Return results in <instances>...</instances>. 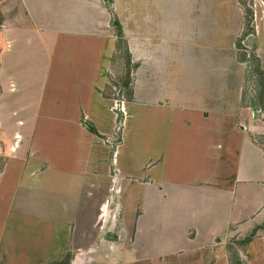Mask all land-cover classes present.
I'll use <instances>...</instances> for the list:
<instances>
[{
  "label": "crops",
  "instance_id": "obj_1",
  "mask_svg": "<svg viewBox=\"0 0 264 264\" xmlns=\"http://www.w3.org/2000/svg\"><path fill=\"white\" fill-rule=\"evenodd\" d=\"M67 1L0 0V264H229V244L264 264V158L250 138L264 112L243 85L229 95L227 2L190 0L175 21L120 11L134 80L114 142L117 102L102 92L116 37L106 18L84 19L89 0ZM169 52L214 53L224 66L205 71L220 84L193 70L170 100L141 97L146 60ZM114 198L123 228L102 256L79 226L90 205L107 221Z\"/></svg>",
  "mask_w": 264,
  "mask_h": 264
},
{
  "label": "rangeland",
  "instance_id": "obj_2",
  "mask_svg": "<svg viewBox=\"0 0 264 264\" xmlns=\"http://www.w3.org/2000/svg\"><path fill=\"white\" fill-rule=\"evenodd\" d=\"M86 1L88 2V0ZM214 1L215 2L226 1L228 6L230 7V11L229 10L226 11L224 8L221 11L217 10L216 13L218 16L222 14V17L226 15V17L232 19L235 22V25L228 28L229 29L228 34L229 35L232 34V36H230L227 39L228 42L225 44L228 52L226 51L224 52V54L227 53V59L222 60V62H225L226 66L230 71L228 82L230 88L232 89L230 90L229 95L230 94L236 95L238 87L243 85V94L245 95V98H247V96L249 95L248 91L251 89L253 84V82L251 81V74H249L250 68L252 67L251 55H254V57L259 60L260 66H262V68L264 69V0H242L244 1L246 7L251 10L250 19H248V17L246 16L244 9L241 7L239 3V0H214ZM58 2L60 3L62 2V0H58ZM73 2L74 1L71 2V0L67 1L68 9L71 8L73 5H76V3ZM89 2L91 3V5L88 4V6H86L85 4L83 5L80 4L81 6L85 7L84 16H83L84 19L91 20L94 18L95 20L98 17L100 19L106 18V21H109V23H111L114 20V18L118 19L117 17L118 15L122 17L123 15L120 11L126 13L124 10H128L129 5H131L132 9H134V6L135 7L139 6L142 8V15L140 17L136 16V18L138 19L141 17L142 18L147 17L152 19L153 21L155 20L158 21V19L160 20L163 19L164 21L165 20L170 21L171 19H173L175 21V14L185 18L187 13L186 5L192 3L190 0H89ZM63 7L66 8V4L63 5ZM63 13H66V11H64ZM143 13L146 15H143ZM216 13L213 12L214 15ZM135 14L136 13H132V17ZM153 21H151L152 24H154ZM113 32H115V30ZM234 32L236 33L234 34ZM235 35L237 36V38H235ZM151 36L155 37L154 35ZM241 36L242 39L240 42V46H237L236 42L239 37L241 38ZM156 37L158 38L155 39L158 40L157 41L154 40L153 44H155L156 42H158V45L160 43H163L164 49H168L170 51L172 50L168 38H165L167 39L166 41H168L166 42L163 37L161 36H156ZM192 46H189L188 43L185 44L179 43L180 51L187 50L188 47L191 49ZM197 47L198 46H196V49H198ZM173 48L175 47L173 46ZM153 50L154 53H159L158 52L159 49L156 50V48H153ZM190 55L194 57L190 58L189 56H186V53H179L177 56L175 55V52L173 53L169 52L165 54L164 58L146 60V65L150 69V71L146 73L144 72L145 74L139 76L142 83L140 86L138 85L137 87L139 88L138 92L140 96L151 98V100L154 98H158V99L167 98L168 100H170L169 94L175 95V89H177L178 86L180 85L177 80L181 78H184L188 81L189 79L191 81L195 80L193 75L189 77L190 74H193V70L199 71L201 73L195 76L196 79L205 78L206 80L209 79L212 81L211 75L205 70H208L210 67H219L221 66L220 64L222 62L220 63L219 60L214 59L213 56L215 57V55L212 52L207 53V55L208 56L211 55L212 58H206L202 53L190 54ZM200 55H202L201 56L202 58L200 57ZM114 56L115 57L113 58L111 57V59L109 60L110 70H109V75H107V86H109L111 90L109 93L111 94V97L116 98L112 100H115L117 102V106H116L117 112L121 113V111L119 110V102L123 101V99L125 100L127 99V101H130V99H132V96L131 98L129 96L127 97V92L121 91V88H119L120 83H122L121 81L119 82V80L124 71V60L121 57H119L118 54L116 53ZM131 68L132 67H130L129 77H128L130 91H132L133 80H134L133 79L134 74ZM152 74H156V75L151 77ZM143 78L148 81H143ZM117 80L118 82L115 84V86L110 85L112 81L116 82ZM211 83L220 84V80L219 82L217 80H214ZM178 92L187 93V91H183V90L182 91L180 90ZM114 137H115L114 142H117L116 135ZM101 196L102 193L100 194V197ZM112 204L115 207L112 208L113 209L112 212L110 211V217H108V219L106 218L107 221H104V218H97V216L101 214V211L99 210V208L98 210L96 208L95 212H91V209H93V207L91 208L90 205L89 206L90 217L88 216L89 218L83 220V223H81L79 226L83 232V237H82L83 243L81 244L85 245L86 247L88 243H90L91 240H93V238L96 239L95 242H98L100 247V253L98 254L100 255L102 254V256L103 254H106L105 253L106 251H104L107 248L106 246L108 244H110V246L112 245L113 240H111V237L116 236L115 234H119L120 233L119 230L123 228L121 225L122 224L121 204L118 202V199L116 198L112 200ZM99 205L100 203H98V206ZM117 243L118 245H116V247L118 248L119 242L117 241L116 244Z\"/></svg>",
  "mask_w": 264,
  "mask_h": 264
},
{
  "label": "trees",
  "instance_id": "obj_3",
  "mask_svg": "<svg viewBox=\"0 0 264 264\" xmlns=\"http://www.w3.org/2000/svg\"><path fill=\"white\" fill-rule=\"evenodd\" d=\"M239 3L241 7L244 9L246 16L248 19L251 17V10L246 7L244 1L239 0ZM110 26L114 28L115 32L114 35L116 37L115 41V52L112 55V58L115 57V53L118 54L119 57H121L124 60V71L122 73V76L120 77L119 82L120 83L119 88H121V91L127 92V97L129 96L131 98L132 96V91L129 89V70L130 67H133L132 64H130V55L127 50V44L126 41L123 39V33L120 28V25L118 23V20L114 18V20L110 23ZM113 30V31H114ZM245 36V34H244ZM241 38L239 37L236 44L237 46H240ZM123 53V54H122ZM123 55V56H122ZM124 57V58H123ZM251 60H252V67L250 68L249 74H251V81L253 82L252 87L250 91L248 92L249 95L251 96L250 103L252 104L251 107L254 109H257L261 113L264 112V72L261 69L259 60L254 57V55H251ZM113 62V60H112ZM118 82V80L112 81L110 85L115 86V84ZM110 88L107 86V84L104 87V90L102 92V95L104 98H110V99H116L111 97L110 93ZM127 100V99H126ZM131 100V99H130ZM121 121H122V114L120 112H117V130H116V138L117 142L119 141V134H120V129H121ZM263 121H264V115H263ZM88 129L91 133L99 136L96 131L93 129L92 126H88ZM251 140L257 145L263 152V158H264V136H261L259 138H255L252 135L250 136ZM113 148H111V151ZM112 153V152H111ZM264 225V224H263ZM252 236V234H251ZM251 236L246 238L243 242H246ZM242 242V243H243ZM227 252H228V260L229 264H241L239 261L238 253L234 246L232 244H229L227 247ZM65 260H68V256L64 255L63 256ZM58 264V263H57Z\"/></svg>",
  "mask_w": 264,
  "mask_h": 264
}]
</instances>
